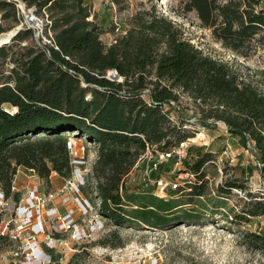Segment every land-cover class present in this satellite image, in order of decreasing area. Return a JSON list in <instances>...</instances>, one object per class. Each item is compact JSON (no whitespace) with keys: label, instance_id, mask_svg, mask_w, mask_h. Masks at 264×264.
I'll list each match as a JSON object with an SVG mask.
<instances>
[{"label":"trees","instance_id":"1","mask_svg":"<svg viewBox=\"0 0 264 264\" xmlns=\"http://www.w3.org/2000/svg\"><path fill=\"white\" fill-rule=\"evenodd\" d=\"M22 1L49 21L52 45L39 39L17 57L11 55L8 73L2 67L9 46L0 47V190L5 198H20L12 190L18 166L49 181L53 172L70 178L74 165L67 146L70 135L97 147L91 174L98 180L99 213L115 227L134 223L166 229L198 223L207 212L224 215V202L211 207L203 200L207 187L203 166L215 159L212 150L188 146L182 165L196 178L168 189L165 197L155 196L139 180L148 188L127 182L136 164L141 169L138 160L146 146L165 152L192 137L183 132L184 125L199 132L218 124L243 147L251 142L259 164L249 169L264 171V91L241 78L227 61L196 47L183 28L154 5L141 4L124 33L105 44L84 0ZM178 5L193 12L215 40L243 56L246 43L255 37L264 39V0H179ZM16 6L14 0H0L3 17H14ZM31 34L32 29L23 28L13 41ZM112 69L121 81L107 75ZM180 93L201 107L200 117H190L178 107ZM175 161L172 157L160 164L159 172H168ZM231 187L232 182L218 186V197L229 195ZM257 197L228 217L245 224L256 222L264 215V192ZM116 234L113 230L98 243L120 245V240L110 241ZM241 240L264 253V230L247 229ZM12 241L0 231V252L5 242ZM48 254L47 264H56Z\"/></svg>","mask_w":264,"mask_h":264},{"label":"rangeland","instance_id":"2","mask_svg":"<svg viewBox=\"0 0 264 264\" xmlns=\"http://www.w3.org/2000/svg\"><path fill=\"white\" fill-rule=\"evenodd\" d=\"M110 1L112 0H86V4L91 9L89 19L94 20L98 25L100 38L105 44L124 33L130 17L141 8V4L145 7L154 5L158 12L180 25L185 37L196 47L206 54L227 61L232 70L236 71L241 78L250 80L264 91V39L258 40V37H255L246 43L243 51L247 55L243 56L215 40L210 30L200 25L193 12H184L180 9L179 0H122L119 4L112 1L113 6L109 5ZM3 13L4 11H0V29H2L0 33L8 32L19 25V17L22 20L21 9L17 6L14 17H3ZM114 18H117L116 22ZM39 39L31 34L18 41L12 39L5 44L9 46L8 56L2 67L5 73H8L13 66V62L9 60L11 55L13 58L17 57L19 52L24 51L26 47L38 44ZM176 104L183 108L190 117L194 115L200 117L202 114L201 107L185 93H180ZM172 114L174 115L175 112ZM184 127L186 129H182L183 132L195 137L194 143L188 146L202 147L203 151L212 150L215 157L229 145L232 160L221 166L213 162H208L203 166L207 181L206 195L203 200L211 207L217 201L224 202V205L222 204L224 215H211L207 212L203 214L198 223L185 222L166 229L146 228L134 223H125L121 227H115L99 213L100 202L96 188L98 180L94 179L91 174V167L97 156V147L87 142L85 138V141H80L79 137L70 135L68 140L72 145L71 157L84 160V162L74 163L70 178L74 177L73 173L77 167L75 174L85 177L83 185L73 188L68 183L70 178L63 179L55 172L51 174L50 181L52 182H50L39 178L34 171L25 170L26 186L18 187L16 181L15 187L19 189H14V192H18L20 198H23L27 188L34 183L39 187V196L65 190L64 194L67 192L70 197L67 206L73 209L72 219L78 230L71 223V226L64 230L58 225L61 222L60 219L52 218L51 224H47L36 215L31 218L30 224L36 223L42 226L44 232H39V237L34 242L36 246L31 247L34 243L22 245L31 240L29 228L20 225L21 221L15 219V209L18 203L13 198H8L7 205L0 215V230L4 233L9 232L16 239H13L12 244H9L10 242L3 244L0 256L1 253L11 248L17 255L6 260L0 258V264H18L23 258L33 259L32 251L35 248L44 252L52 250L48 251L51 254V263L56 264H264V253L247 247L241 240L242 232L247 229L258 231V227H261L260 230H264V216L259 217L256 222H251L250 226L243 221H234L228 217L244 210L248 200H254L264 192V171L260 168L249 169L257 164L254 159L253 144L248 142V147H243L237 137L229 136L218 124L205 127V130L200 128V135H196L197 131H194L192 127L186 125ZM180 167L185 168L183 165ZM138 170V167L134 168L127 182H136L134 186L148 188L137 182L140 176ZM79 182L82 180L80 179ZM225 182L234 183V187L230 188L229 195L218 197L217 188ZM248 193L252 194L251 198L247 195ZM61 198H57L53 203L49 202L47 206H55L59 209ZM183 198L186 199V196ZM80 202L85 204V208ZM43 213L41 211L40 214ZM113 230H117V234L112 235L110 241L118 243L120 240V245L111 246L98 243V240ZM48 232L54 238V243L50 246L47 245L46 233ZM22 249L25 251L24 254H22ZM29 263L37 264L31 260Z\"/></svg>","mask_w":264,"mask_h":264},{"label":"built area","instance_id":"3","mask_svg":"<svg viewBox=\"0 0 264 264\" xmlns=\"http://www.w3.org/2000/svg\"><path fill=\"white\" fill-rule=\"evenodd\" d=\"M109 5L113 6L114 4L112 1H110ZM26 11L29 20L33 22L32 30L34 32V35L40 38L42 43L52 45V32L49 28H46V23L49 21L46 18L36 16L33 8H26ZM116 21L117 18H114V22ZM19 25H21L22 28H27L28 26L27 21L24 19L19 22ZM172 104H174L173 101ZM202 129L205 130V127H203ZM200 134L201 131L196 133V135ZM194 139L195 137H190L187 140L180 141L178 145L170 148L168 151L165 152L154 151L152 147L146 146L145 150L139 156L138 160V162L142 164L141 169L138 170L140 172L138 180L143 182L145 185L150 186L152 188V193L158 197H165L168 189L173 190L178 188L181 184L193 182L196 178V174L191 170L181 169L180 166H182V160L186 157V148L188 147V145H190V143H194ZM210 140L212 139L210 138ZM172 157H175L176 161L168 170V172H159V165L164 162H167ZM229 160H232V154L229 145H227L215 157L213 163L217 166H221ZM76 161L78 160H72L73 163H75ZM255 161L257 164H259L256 159ZM135 167H137V164L135 165ZM76 169L77 167L75 168V171L73 173L74 177L72 178V181L68 182L73 188L74 186L78 188V186L83 185L85 178L84 175H76ZM80 179L82 180V182H79ZM16 180L17 175L15 174L12 178V190L16 189ZM64 192L65 190H61V192H50L46 196H39V187L36 183H34L27 188L25 196L23 198H19V200L16 202L18 203V205L15 209V219L21 221L20 225H24L25 227L29 228V235L31 239L27 242V244L22 245H31L35 242V239L39 237V232H44L42 226L36 225V223L30 224L31 218L35 217L36 215H38V218L40 220L46 221L47 224H51L52 218L56 220L60 219L61 222L58 225L62 226L64 230L68 229L71 224H73L74 228H77L78 230L77 225L73 223L74 221L72 219V208H67L68 211L65 214H62L58 207L47 206L49 202L53 203L57 198H61V196V204L67 205L69 203L70 197L67 192L65 194ZM6 205L7 198L4 197L3 192L0 190V215L4 211ZM81 206L85 208V204L83 202L81 203ZM41 211L44 213L40 214ZM67 224L70 225L67 226ZM247 226H250V224H247ZM260 228L261 227H258L259 230ZM0 231L2 234L8 235L10 239H16V237H12L9 232L4 233L2 230ZM74 233H76V231ZM46 238L48 246L54 243V238L50 236V232L46 233ZM33 246H36L35 243L31 247ZM11 249L1 253L0 258L2 260H6L12 256H16L17 253L12 251ZM32 252L33 259L23 258L18 264H31L29 263V260H31V262H37V264H47L50 261V256L48 252H44L38 248H35ZM24 253L25 251H23L22 254Z\"/></svg>","mask_w":264,"mask_h":264},{"label":"water","instance_id":"4","mask_svg":"<svg viewBox=\"0 0 264 264\" xmlns=\"http://www.w3.org/2000/svg\"><path fill=\"white\" fill-rule=\"evenodd\" d=\"M14 1L17 2V3H16L17 7L21 9V13H22V15H23V19L27 21V25H28L27 28H28V29H32V28H33V22L29 20V17H28L27 11H26V5H25L24 1H22V0H14ZM21 5H22V7H21ZM21 29H23L22 26H21V25H17V26H15V27H13L12 30H10V31H11V36H10V38H9V42L14 38V36H15V35H16ZM2 33H3V32H1L0 34H2ZM9 42H5V43L0 44V47L3 46V45H5V44H7V43H9ZM107 74H108V76H111V77H113V78L119 76V74L117 73V71H116L115 69L109 70V71L107 72ZM116 80H117V79H116ZM121 80H122V79H120V80H118V81H121ZM67 146H68L69 151L71 152V151H72V149H71V148H72L71 142H68V145H67ZM69 181H72V178H70Z\"/></svg>","mask_w":264,"mask_h":264},{"label":"crops","instance_id":"5","mask_svg":"<svg viewBox=\"0 0 264 264\" xmlns=\"http://www.w3.org/2000/svg\"><path fill=\"white\" fill-rule=\"evenodd\" d=\"M84 4H86V0H84ZM25 170H28V171H33L32 169H28V168H26V167H23V166H18L17 167V173L18 174H16V175H18L17 176V182H18V184H16V185H18V187L19 186H21V187H24V186H26V183H25V176H26V171ZM50 182H52V180L50 181ZM19 188H16V190H18ZM68 206L67 205H62L61 204V206H59V209H60V211L63 213V214H65L67 211H68ZM264 216V215H263ZM262 217V216H261Z\"/></svg>","mask_w":264,"mask_h":264},{"label":"bare ground","instance_id":"6","mask_svg":"<svg viewBox=\"0 0 264 264\" xmlns=\"http://www.w3.org/2000/svg\"><path fill=\"white\" fill-rule=\"evenodd\" d=\"M21 7H22V5H21ZM10 36H11V31L3 32L2 34H0V44L8 42ZM115 79H119L120 80L121 77L117 76V77H115Z\"/></svg>","mask_w":264,"mask_h":264}]
</instances>
